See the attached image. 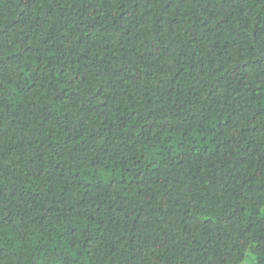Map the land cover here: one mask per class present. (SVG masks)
<instances>
[{
  "label": "trees",
  "instance_id": "1",
  "mask_svg": "<svg viewBox=\"0 0 264 264\" xmlns=\"http://www.w3.org/2000/svg\"><path fill=\"white\" fill-rule=\"evenodd\" d=\"M264 264V0H0V264Z\"/></svg>",
  "mask_w": 264,
  "mask_h": 264
},
{
  "label": "rangeland",
  "instance_id": "2",
  "mask_svg": "<svg viewBox=\"0 0 264 264\" xmlns=\"http://www.w3.org/2000/svg\"><path fill=\"white\" fill-rule=\"evenodd\" d=\"M242 264H256L251 256H247Z\"/></svg>",
  "mask_w": 264,
  "mask_h": 264
}]
</instances>
